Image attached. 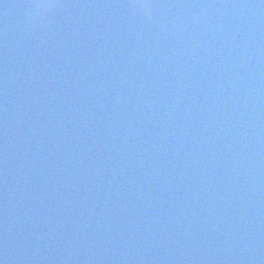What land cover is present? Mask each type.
Wrapping results in <instances>:
<instances>
[{
    "label": "water",
    "instance_id": "obj_1",
    "mask_svg": "<svg viewBox=\"0 0 264 264\" xmlns=\"http://www.w3.org/2000/svg\"><path fill=\"white\" fill-rule=\"evenodd\" d=\"M0 0L3 264H264V0Z\"/></svg>",
    "mask_w": 264,
    "mask_h": 264
},
{
    "label": "clouds",
    "instance_id": "obj_2",
    "mask_svg": "<svg viewBox=\"0 0 264 264\" xmlns=\"http://www.w3.org/2000/svg\"><path fill=\"white\" fill-rule=\"evenodd\" d=\"M63 6L62 0H32L31 5L37 19ZM127 7L146 21H151L153 15L159 10L160 6L157 0H129Z\"/></svg>",
    "mask_w": 264,
    "mask_h": 264
},
{
    "label": "snow or ice",
    "instance_id": "obj_3",
    "mask_svg": "<svg viewBox=\"0 0 264 264\" xmlns=\"http://www.w3.org/2000/svg\"><path fill=\"white\" fill-rule=\"evenodd\" d=\"M0 264H2V261H0Z\"/></svg>",
    "mask_w": 264,
    "mask_h": 264
}]
</instances>
